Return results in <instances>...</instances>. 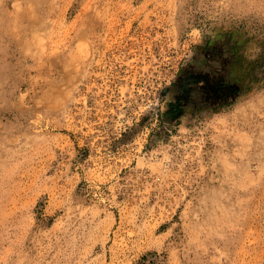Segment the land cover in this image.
Returning a JSON list of instances; mask_svg holds the SVG:
<instances>
[{
	"label": "rangeland",
	"instance_id": "rangeland-1",
	"mask_svg": "<svg viewBox=\"0 0 264 264\" xmlns=\"http://www.w3.org/2000/svg\"><path fill=\"white\" fill-rule=\"evenodd\" d=\"M263 58L264 0H0V264H264Z\"/></svg>",
	"mask_w": 264,
	"mask_h": 264
},
{
	"label": "trees",
	"instance_id": "trees-1",
	"mask_svg": "<svg viewBox=\"0 0 264 264\" xmlns=\"http://www.w3.org/2000/svg\"><path fill=\"white\" fill-rule=\"evenodd\" d=\"M263 60V64L260 66L261 69H264V58L261 59ZM264 71V70H263ZM251 81H256V78H251ZM145 260V258H142V262L138 263V264H144L143 261Z\"/></svg>",
	"mask_w": 264,
	"mask_h": 264
},
{
	"label": "flooded vegetation",
	"instance_id": "flooded-vegetation-1",
	"mask_svg": "<svg viewBox=\"0 0 264 264\" xmlns=\"http://www.w3.org/2000/svg\"><path fill=\"white\" fill-rule=\"evenodd\" d=\"M233 91L236 93V91H237L236 88H234Z\"/></svg>",
	"mask_w": 264,
	"mask_h": 264
}]
</instances>
